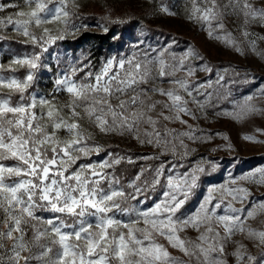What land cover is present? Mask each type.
<instances>
[{
  "label": "snow or ice",
  "instance_id": "6c2138e0",
  "mask_svg": "<svg viewBox=\"0 0 264 264\" xmlns=\"http://www.w3.org/2000/svg\"><path fill=\"white\" fill-rule=\"evenodd\" d=\"M68 3L69 0H0V33L10 29L23 38L21 43L34 48L32 53L13 56L7 69L0 64V70L5 71H16L12 65L27 69L23 80L0 76V89L9 90L6 95L0 94V264H227L225 246L237 232H247L248 238L262 249L253 256L243 251L245 246L240 244L232 253L237 264L245 260L264 264V230L246 227V221L254 219L258 209L264 210V197L253 198L249 188L240 183L264 186V165L239 176L229 172L224 183L202 189V177L209 170L205 164L212 170L219 164L203 157L190 167L179 162L192 151L184 138L195 142L220 134L197 135L200 130L191 125L186 132L166 126L161 132L158 127L161 121L187 125L184 116L199 119L188 105L194 104L201 113L206 105L213 107V94L207 89L213 83L223 87L225 76L217 71L215 81L191 84L186 78L169 79L177 87L168 90L141 87L157 79L154 69L161 79L175 77L180 71L186 77L195 75L197 70L211 74L213 68L206 62L199 68L192 66L193 59L203 60L195 49L176 54L171 51L175 43L172 41L160 49L149 48L143 58L135 54L110 57L99 71H89L80 79L75 77L83 68L72 67L57 74L50 93L28 92L38 80L37 73L48 67L42 57L51 55L49 49L65 37L70 17ZM190 3L187 19L198 22L210 38L242 53L232 33L226 31V21L233 17L241 20V34L255 50V40L249 39L254 34L248 29L254 23L264 27V0H259V6L257 0ZM73 6H77L74 0ZM160 10L176 15L166 6ZM53 23L63 24L64 28L53 34L45 26ZM33 28L41 29L40 34ZM6 38L0 34V39ZM13 93L19 94L15 102ZM58 93H66L69 99L59 103ZM149 93L165 96L170 103L150 102ZM256 95L233 101L237 111L230 115L240 119L264 114V109L251 103ZM258 95L264 96V89ZM160 104L164 111L153 117L151 113ZM85 121L100 134L131 136L141 146L161 149L160 155L139 159L160 160L169 151L178 159L161 160L154 168L141 167L125 185L116 168L122 162L136 161L110 151L105 158L93 160L94 154L99 156L105 149L84 127ZM142 124L150 126L151 131L141 134ZM244 139L258 142L254 136ZM176 141L183 152H177ZM227 147L231 148V144ZM158 188L161 191L151 206L142 207L149 199L148 193H155ZM197 193L200 198L194 208H189ZM236 203L242 206L237 208ZM219 227L223 228V235ZM189 228L198 233L195 239L181 236ZM169 247L187 259L173 256Z\"/></svg>",
  "mask_w": 264,
  "mask_h": 264
},
{
  "label": "rangeland",
  "instance_id": "374dc122",
  "mask_svg": "<svg viewBox=\"0 0 264 264\" xmlns=\"http://www.w3.org/2000/svg\"><path fill=\"white\" fill-rule=\"evenodd\" d=\"M76 7L73 6V0H69L67 10L70 13L68 30L65 33V37L62 40H58L55 45H53L49 51L51 55L45 54L42 57V61L47 68L41 69L37 75L38 80L34 85V88L28 89V92L35 90L40 95H45L51 92L54 87V80L57 74H62L64 71L70 70L72 67L83 68V71L78 72L76 79L84 77L85 73L91 71L93 73L100 70L102 64L110 57H132L135 54L139 57L134 50L131 48L124 47L118 55H111L102 63L97 69L84 67L89 66V61L85 59L84 53H76V55L65 54L63 47L60 45L66 38H73L80 30H91L94 32H102L104 29H115L116 26H121L123 23L132 21L133 19L141 22L145 25L154 28L164 29L168 32L169 36L165 38H155L159 41L164 40V46L172 44L177 36L181 38L182 42H175L172 44L171 51L180 54L187 50L188 48L195 49L203 60L193 59L191 64L195 68H199L205 62L213 68L211 74L197 70L195 75L191 77H186L185 72H177L175 77L169 78L165 77L163 79L158 77L156 70L154 69L153 75L157 76V79L150 81L149 84L142 85L141 87L150 88L157 87L163 88L165 90L175 89L177 86L170 84L169 79H182L186 78L189 83L194 82H204L207 80H216L217 71L221 75L225 76L224 86L220 87L213 83L212 88H208L207 91L211 92L213 107H208L201 113L196 109L194 104H189L188 106L196 112L199 119L193 120L188 116H184L183 119L187 120L188 124H181L179 122H168L161 121V126H158L163 132V126L169 129H175L177 132L188 131V125H191L193 129L200 130L197 135L207 136L211 133H219L220 135H214L211 140L204 141H191L184 138V143L188 145V148L192 151L189 153L188 157L179 161L183 163L186 167H190L199 163L201 157L205 161L216 162L219 167L212 170L209 164H205L208 174L202 177L203 183L201 185L202 189H206L210 184L219 185L224 183L229 179L228 173L231 172L234 176H239L241 173H246L250 169L264 165V114L256 113L249 114L248 116L240 119L233 118L231 113L237 111L233 101H240L244 96L257 94L252 104H254L259 109H264V96L258 95L261 89H264V39H259L258 37H264V27L259 24H252L249 27V32L254 35L249 37L251 40H255V50L253 51L250 47L248 40H246L240 31L241 20L229 17L226 21V31L231 32L233 38L239 43L242 53L237 52L235 47H230L221 40L213 39L208 36L207 31L202 30L201 25L198 22L190 21L187 19V9H190V0H74ZM259 6V0H257ZM51 6V5H50ZM166 6L170 11L176 13V15H167L161 11V7ZM27 10V9H25ZM49 27L53 34H56V30L63 29V24L53 23L45 25ZM38 35L41 32L39 28H33ZM139 35H142L143 31H138ZM2 35L7 36L6 39H0V64L8 68L10 61L13 56L24 55L26 53H32L34 48L31 44H28V49H23L20 53H15L16 48L14 46H9L6 44L5 40H22L23 38L16 34L10 29L3 30ZM128 44V43H127ZM131 46V45H130ZM38 51V49H36ZM55 56L56 59L52 57ZM169 62H171L169 60ZM16 71H5L0 70V76L4 77H16L23 80L27 69L22 68L19 65H12ZM227 69V73L223 70ZM8 89H0V94H8ZM203 91V89H202ZM230 93V95H228ZM181 95L185 99H189L187 95L181 91ZM27 96V92L25 93ZM68 98L66 93L63 96ZM150 102L151 101H162L168 102L167 97L159 95L157 93H149ZM59 102V93L56 96ZM203 100V97H198ZM19 99L18 93L12 94V101L15 102ZM115 103V101H113ZM164 111L163 105H157L156 110L151 113L153 117ZM220 113V114H218ZM227 113V114H225ZM169 114V113H165ZM85 127L94 134L95 139L98 142H105L110 139L109 136L98 135V130L90 126L86 121L84 122ZM141 134L145 130L151 131V127L145 124L140 126ZM227 137L225 140L223 137ZM245 136H254L256 141H247L244 139ZM114 140H121V136L112 135ZM124 140H129L131 142L135 139L131 136H124ZM177 152H183V149L179 147V142L176 141ZM228 144H231V148H228ZM141 146V145H140ZM142 148H145L142 146ZM150 152H154L155 155H160L161 149L152 146L146 147ZM93 160H101L103 156L96 157L94 154L92 156ZM169 151L166 155L160 157L157 166L160 164L161 160L172 161L177 160ZM142 160V159H141ZM235 161V162H234ZM183 171V169H180ZM150 175V174H147ZM128 181L124 184L127 185ZM240 183L249 188L252 193V197L259 199L264 197V186H259L256 184L247 183L240 181ZM131 191V189H126ZM160 189L158 188L155 193H148L149 199L146 205L151 206L152 199L159 196ZM143 199V197H141ZM200 198V193H197L196 198H194L189 204V208H194L198 199ZM130 203H135L131 201ZM235 207L239 208L242 205L236 203ZM251 207V205H249ZM222 214V213H221ZM246 227H251L257 230H264V210H257V214L254 219H248L246 221ZM203 231V229H201ZM221 235L224 234L222 227H219ZM198 235L197 232L191 228L187 229L185 232L181 233L182 237H190L195 239ZM161 243L167 244L163 239L160 240ZM10 243V242H9ZM240 244H243L247 254L258 256L262 249L256 246V242L249 239L247 232H237L232 236L231 241H229L225 246V257L227 259V264H237L235 256L232 255ZM169 252L176 257L182 259H187L183 256L177 249H172L169 247ZM26 254V253H25ZM243 264H249L248 261H244Z\"/></svg>",
  "mask_w": 264,
  "mask_h": 264
},
{
  "label": "trees",
  "instance_id": "16d2710c",
  "mask_svg": "<svg viewBox=\"0 0 264 264\" xmlns=\"http://www.w3.org/2000/svg\"><path fill=\"white\" fill-rule=\"evenodd\" d=\"M118 28L104 29L102 32H94L91 30H80L76 36L73 38H66L64 42L60 45L63 47L65 54L76 55V53H84L85 59L89 61L88 68L97 69L100 67L102 61L107 59L111 55H118L124 47L131 48L139 56L143 58L144 51L152 49H160L165 47L164 40L159 41L157 38H165L168 32L164 29L150 27L137 20L133 19L130 22L123 23L121 26H116ZM138 31H143L142 35ZM157 36V38H155ZM115 37V38H114ZM175 42L179 41L181 38L175 36ZM21 41V40H20ZM19 40H5L6 44L9 46H14L16 48L15 53H20L23 49H28V44L21 43ZM128 43V44H127ZM131 45V46H130ZM153 56L156 55L155 52L151 53ZM147 86V85H146ZM145 87V86H144ZM69 99L63 96V93H59V103H64ZM85 127V124H84ZM86 128V127H85ZM98 135H103L98 132ZM110 139L105 142H98L104 146L105 151H102L99 156L106 157L107 152L119 153L120 155L131 156L136 162L133 164H128L122 162L117 166V175L121 176L122 183L132 180L135 175L140 171L141 167L152 166L153 168L157 166L158 160H141L139 157L146 155H155L154 152H150L146 149L148 146H143L135 140L133 142L129 140H114L112 135L109 136ZM96 156V157H99ZM110 171V170H109ZM150 174V173H146Z\"/></svg>",
  "mask_w": 264,
  "mask_h": 264
}]
</instances>
